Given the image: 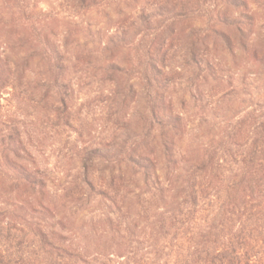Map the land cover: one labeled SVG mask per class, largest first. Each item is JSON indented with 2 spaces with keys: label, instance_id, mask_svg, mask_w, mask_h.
<instances>
[{
  "label": "rangeland",
  "instance_id": "374dc122",
  "mask_svg": "<svg viewBox=\"0 0 264 264\" xmlns=\"http://www.w3.org/2000/svg\"><path fill=\"white\" fill-rule=\"evenodd\" d=\"M74 1L0 0V53L18 60L41 34L61 45L65 43L70 58L87 60L88 65L81 66L79 72L71 68L69 73L68 80L75 90L70 128L58 127L61 122L52 119L54 102L52 99L42 101L45 98L43 89L22 88L20 94L4 96L2 114L25 125L34 138L37 136L33 168L48 182L44 201L53 204L55 222L62 224L65 230L58 229L53 219L32 213L25 216L24 232L30 233L37 226L47 231L54 228L70 240L74 249L89 256L114 254L113 259L118 260L116 255L127 256L132 245L126 242L128 236L117 237L115 224L112 230L105 221L114 208L106 199L92 197L85 189L76 187L74 180L79 177L78 173L84 172L80 167L83 156L80 151L85 145V159L93 157L89 153L91 150L101 149L102 156L116 162L122 149L130 152L134 148L145 153L153 148L154 138L161 139V131L151 122L147 107L150 88L139 79L144 67L138 66L128 50L115 51L110 46V38L117 33L116 20L123 14L138 15L144 0H114L113 4L79 16L72 10ZM154 1L159 3V0ZM152 5L148 11L150 15L163 12L166 16L179 17H176L173 39L175 50L164 68L160 65L168 81L162 92L164 111L156 110V113L167 124L165 135L175 142L174 156L180 167H189L197 156L205 154V150L223 156L222 152L233 148L242 154L247 150L244 147L246 139L257 136L255 127L264 107V0H164L160 9L154 2ZM22 11L24 13L20 14ZM24 18L29 20L28 26L22 23ZM158 20L156 25H160ZM136 35L135 44L143 49L149 40L143 34ZM191 35H194L192 40ZM227 36L232 45L225 41ZM190 40L211 63L214 62L216 74L195 72L191 62L184 60ZM241 41L249 46L250 54L240 48ZM76 42L79 47L74 50L72 46H76ZM255 52L259 55L256 62L252 60ZM111 56L128 68V76L121 77L114 89L107 79ZM138 61L146 62L142 57ZM41 72L43 68L33 65L28 77L34 80ZM127 84L133 92L127 90ZM176 119L180 122L177 132L170 127ZM162 132L164 138V130ZM234 142L240 147H233ZM105 144L111 145V149ZM153 151L159 156L162 153L159 148ZM107 168L112 172L103 170ZM119 169L115 163L95 162L88 171L97 190L106 191L112 196L111 200L115 195L108 184L111 177L119 176ZM122 169L127 171L123 178L127 190L118 192L125 198L126 192H135L138 176L125 167ZM158 174L163 178L161 171ZM1 203L6 206L0 209L9 210L8 206H12L7 196L0 195ZM119 204H127L125 219L135 221L134 197H127ZM20 212L25 213L24 210ZM13 216L15 222L21 221L16 213ZM31 244L36 247L35 242Z\"/></svg>",
  "mask_w": 264,
  "mask_h": 264
},
{
  "label": "trees",
  "instance_id": "16d2710c",
  "mask_svg": "<svg viewBox=\"0 0 264 264\" xmlns=\"http://www.w3.org/2000/svg\"><path fill=\"white\" fill-rule=\"evenodd\" d=\"M163 1L144 0L138 15L123 14L116 20L117 33L110 38L112 50H128L138 66L144 67L139 79L150 88L147 107L151 122L161 131V139L156 141L154 138L151 148H159L162 153L155 155L150 148L142 153L134 148L130 150V147V152L122 149L116 162H111L107 156H102L101 149L91 150L89 153L93 157L85 159V145L80 151V155L83 154L80 167L84 172L78 173L79 177L74 180L76 187L85 189L92 197L106 199L114 208L105 221L112 230L115 224L117 237L128 236L126 242L132 245L127 256L116 255L118 260L113 259L114 254L89 256L76 250L70 240L54 228L47 231L37 226L30 233L24 232L25 216L32 213L53 219L58 229L65 230L62 224L55 222L53 204L44 201L48 195V182L33 168L37 136L34 138L25 125L2 114L4 96L20 94L22 88L43 89L45 98L42 101L52 99L54 102L52 119L61 122L58 127L68 128L75 93L68 80L69 73L71 68L79 72L81 66L88 65L87 60L70 58L65 43L61 45L41 34L18 60L0 53V195L7 196L12 203L9 210L0 209V264H264V107L255 127L257 136L246 139L244 147L247 150L242 154L233 148L222 152L223 156L205 150V154L197 156L189 167H180L174 156L175 142L165 135L167 124L156 113V110L164 111L162 92L168 82L160 65L164 68V63L175 50L173 39L176 20L179 19L163 12L148 13L153 2L160 9ZM113 2L75 0L72 10L79 16ZM157 18L160 25H156ZM22 23L28 26L29 20L24 18ZM166 24V28L162 27ZM138 33L149 40L143 49L135 44ZM189 37L192 40L194 35ZM191 40L184 60L191 62L195 72L216 74L214 62L211 63ZM225 41L232 45L228 36ZM72 47L76 50L79 46L76 42ZM240 48L251 53L249 46L242 41ZM104 51L108 52V48ZM141 57L146 60L144 64L138 61ZM258 58L255 52L252 60L256 62ZM108 62L107 79L114 89L121 77L128 76V68L123 62L117 63L115 56ZM33 65L44 69L34 80L28 77ZM127 90L133 92L130 85ZM179 124L176 119L170 127L177 132ZM105 145L111 149V145ZM232 146L239 148L240 144L234 142ZM95 162L115 163L120 168L117 170L119 176L111 177L108 184V189L115 195L114 200L106 191L97 190L89 179L88 171ZM121 166L138 176L135 192H126L125 198L118 192L127 190L123 179L127 171ZM103 170L111 171L110 168ZM62 191L65 193L66 188ZM127 197L135 200L133 222L127 221L128 217L125 219L127 204H119ZM23 210L24 214L18 213ZM15 213L21 218L20 222L13 219ZM34 242L36 247L31 244Z\"/></svg>",
  "mask_w": 264,
  "mask_h": 264
}]
</instances>
